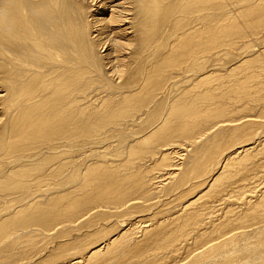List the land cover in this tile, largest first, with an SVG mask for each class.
I'll list each match as a JSON object with an SVG mask.
<instances>
[{"label":"bare ground","instance_id":"bare-ground-1","mask_svg":"<svg viewBox=\"0 0 264 264\" xmlns=\"http://www.w3.org/2000/svg\"><path fill=\"white\" fill-rule=\"evenodd\" d=\"M0 264H264V0H0Z\"/></svg>","mask_w":264,"mask_h":264}]
</instances>
